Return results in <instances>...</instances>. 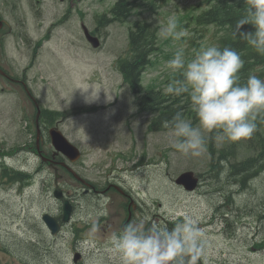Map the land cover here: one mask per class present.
<instances>
[{
  "label": "rangeland",
  "instance_id": "374dc122",
  "mask_svg": "<svg viewBox=\"0 0 264 264\" xmlns=\"http://www.w3.org/2000/svg\"><path fill=\"white\" fill-rule=\"evenodd\" d=\"M116 1L6 0L1 15L8 21L9 31L2 37L5 46L0 59L6 55L12 75L17 78L24 75L32 94L45 108L57 113L53 117L60 120L61 132L81 152L70 166L76 174L98 184L113 179L125 188L131 184L140 204L136 220L147 219L169 227L167 220L176 223L186 214L198 218V226L205 234L204 255L199 264H264V213L250 214L259 211L261 204L256 203V198L264 195V178L255 180L246 192L228 184L226 178L218 181L210 167L211 133L204 134L207 142L199 157L176 151L169 130L150 134L153 115L139 111L138 97L123 84L117 66V58L127 50L128 30L133 21L143 18L154 21L159 52L141 80L143 88L153 86L164 93L167 84L179 78L178 73L165 66L178 48L190 59L202 48L215 45L214 28L206 32L189 22L202 9L204 0H164L156 14L139 9L131 18L114 21L95 34L96 17L108 14ZM170 15L177 17L178 30L186 33L178 41L159 36ZM52 23L54 28L50 27ZM81 25L99 38V48L93 49L86 42ZM32 42L38 43L37 49L31 50L28 44ZM0 81L5 82L1 78ZM87 87L101 89L98 101L84 102L86 94L79 88ZM105 94L113 96L110 103L105 102ZM18 96L22 108L17 105L15 95L0 91V262L112 264L106 249L111 233L126 224L127 200L115 198L109 213L102 217L92 212L98 210L97 203L102 204L105 198L91 205L79 193L81 196L74 201L75 214H71L73 222L62 224L61 232L52 236L41 215L61 216V204L56 203L50 192L55 173L51 163L45 164L29 151L33 150L35 139L21 132V122L23 116L30 121L33 111L28 104L30 100L23 93ZM82 109L89 112L80 113ZM261 133L264 136V130ZM214 134L217 149L235 146L237 157L231 162L253 154L254 135L231 142ZM4 168H15L27 177L20 182H7L2 178ZM56 171L60 174L59 187L67 194L72 193L76 181L67 172L58 168ZM189 171L203 176L192 194L173 182ZM216 189L220 195L214 194ZM224 202L228 206L219 205ZM93 223L99 226L94 235L90 231ZM107 225L110 230L105 232ZM75 254L80 255L76 262Z\"/></svg>",
  "mask_w": 264,
  "mask_h": 264
},
{
  "label": "clouds",
  "instance_id": "9594fccd",
  "mask_svg": "<svg viewBox=\"0 0 264 264\" xmlns=\"http://www.w3.org/2000/svg\"><path fill=\"white\" fill-rule=\"evenodd\" d=\"M244 8L233 29V36L242 39L257 54L264 55V0H243ZM250 26L247 30L244 26ZM186 33L178 30L175 15L167 17L160 28L163 40H180ZM244 61L231 47L208 45L190 59L178 48L166 68L178 73L163 89L166 95H186L198 120H190L177 112L162 122L172 137V147L180 154L199 157L205 151V133H218L219 138L236 142L252 137L257 130V117L264 116V79L250 74L240 82ZM85 103L100 99V88H79ZM90 89V91H89ZM112 95L105 94L110 103ZM106 214V213H102ZM198 218L185 215L173 227L140 219L126 223L109 237L107 252L112 264H199L204 255L205 234ZM99 226L93 223L91 234Z\"/></svg>",
  "mask_w": 264,
  "mask_h": 264
},
{
  "label": "trees",
  "instance_id": "16d2710c",
  "mask_svg": "<svg viewBox=\"0 0 264 264\" xmlns=\"http://www.w3.org/2000/svg\"><path fill=\"white\" fill-rule=\"evenodd\" d=\"M163 1L117 0L109 9L108 14L96 17L97 28L93 32L95 34L98 33L100 28L106 27L114 21L122 22L129 19L139 9H145L156 14ZM203 5L202 9L190 18L191 21L189 22L206 32L208 28H214L213 35H216L215 45L221 48L225 46L231 47L239 52L244 61L243 67L239 72L241 83L246 81L250 74H255L264 79V55L257 54L246 42L234 37L232 34L236 21L243 14V0H204ZM154 23V21L151 23L150 20L145 18L134 20L128 30L127 50L117 60L118 70L122 76L123 83L138 97L139 111L144 114L154 115L149 125V132L152 133L167 131L162 126V122L170 120L177 112L181 113L185 119H189L192 125L198 123L190 100L186 95H166L154 89L153 86H148L146 89L143 88L141 80L143 72L153 64L152 58L158 55L159 52L157 29ZM249 28L250 26L246 25L242 30ZM83 111L89 112L88 110H82L80 113ZM256 123L257 130L253 134L255 138L253 154L241 161H230L237 157L234 145L217 149L214 145L215 134L211 133L208 139L211 173L218 180L227 176L230 185H234L244 192L252 188L255 180L264 178V136L261 133L264 130V116H258ZM14 169L4 168L2 178L7 182H20L27 177L25 173ZM215 193H219V191L216 189L214 190ZM231 196L228 197V203H231ZM256 199V203L261 204L259 211H250V214L264 213V195ZM228 203L224 202L219 205L228 206ZM173 226L174 224H170L169 228ZM0 264L5 263L0 262Z\"/></svg>",
  "mask_w": 264,
  "mask_h": 264
},
{
  "label": "flooded vegetation",
  "instance_id": "af4514ba",
  "mask_svg": "<svg viewBox=\"0 0 264 264\" xmlns=\"http://www.w3.org/2000/svg\"><path fill=\"white\" fill-rule=\"evenodd\" d=\"M6 0H0V51L4 48L5 43L2 39L4 33L9 31V23L8 21H6L4 19V17H2L1 12L4 13V6L3 4L5 3ZM6 5V3H5ZM55 24L52 23L50 24L51 28H54ZM50 32V30H49ZM31 47V50H33L34 48H36V45H38L37 42H32L31 44H28ZM37 49V48H36ZM31 55L32 52H31ZM8 65H10V61H8L7 56L5 55V59H0V78L1 80H4L5 82L0 81V91L1 92H9V91H13L15 92L17 95L20 93H23V95L30 100L29 106L31 108V110L33 111V115L30 121H28L27 118L24 119V127L22 128L23 131H21L25 136H28L30 138H34V147L33 150H29V148H25V150H29L32 153L34 152L36 155V157H38V159L41 160L49 165L50 163L52 164V166H50L53 170H57V168H61L58 165L55 166V164L52 162V160H56V159H60L61 157L59 155H56L53 152V149L51 147L50 144V133L51 131H54L55 129L60 130V123L58 119H55V114L51 113V112H47V111H41V106H40V99H37L33 94L32 91L29 89V87L27 86L26 83V79L24 77V75H22V77L17 78L15 76L12 75V72L9 71V67ZM15 90H17L18 92H16ZM38 109L40 110V113L38 115V118L36 119L37 116V111ZM54 116V117H53ZM36 139L38 140L36 142ZM46 143V144H45ZM42 144V147H41ZM44 144V145H43ZM32 148V147H31ZM33 153V154H34ZM74 179V178H73ZM91 179V178H88ZM75 180V179H74ZM218 180V179H217ZM222 180V179H221ZM76 184L73 186L74 187V191L71 193V198L70 201L73 202L72 204V208H73V214L74 213V201L75 199L79 198V193L82 194V196H86L90 202V204L92 205L94 203L95 200H99V199H103L105 198V201L102 204H98L97 203V211H93L92 214H99L100 216H102V213H109L108 208H110V206L113 204L114 199L117 197L123 198L125 200H127L126 203V208H127V220L126 223H132V222H136L140 219L136 220V214H139V202L137 199H139V197L137 196L136 192L133 190L132 185L130 184L127 188H125L124 186H122L121 184H119V182H117L116 180H109L106 181L105 184H98V183H94L91 180H88L86 182L85 185H83L82 183H80L79 181L75 180ZM200 181H203V178H199V185H200ZM220 181V180H218ZM54 184V183H53ZM104 185L103 187H100ZM198 185V186H199ZM54 188L51 187L50 192L53 190ZM219 191V190H218ZM109 201L108 206L105 207V204L107 202V200ZM133 199L136 201V204ZM56 203H60V201H56ZM123 205H125L122 202ZM90 212V211H89ZM88 212V214H89ZM103 217V216H102ZM61 218V217H60ZM60 218H57L58 220ZM61 222V220L59 221ZM73 222V219L70 221V223H68L69 225ZM113 223H117V221L114 220ZM64 227V225L62 226V228ZM108 229L107 230H103V231H108L110 230L109 226L107 225Z\"/></svg>",
  "mask_w": 264,
  "mask_h": 264
},
{
  "label": "water",
  "instance_id": "95a60500",
  "mask_svg": "<svg viewBox=\"0 0 264 264\" xmlns=\"http://www.w3.org/2000/svg\"><path fill=\"white\" fill-rule=\"evenodd\" d=\"M83 35L85 37V40L90 44V46L94 49L98 48L100 45V42L97 37L91 35L88 31V29L82 25ZM50 140H51V146L53 147L54 151L57 154H61L64 158H66L70 163L76 162L78 158L80 157V151L79 149L74 146L66 137L58 130L51 131L50 133ZM62 167H64L69 173H72L73 176L81 181L82 183H85L78 175H76L70 167H68L64 163H60ZM60 176L58 174H55V182L58 180ZM174 184L176 186L181 187L183 190L187 192H192L196 189L198 185V178L194 176L192 172H184L180 174L175 180ZM53 197L56 200H62L64 198V193L60 188H56L53 191ZM72 212L71 204L68 200H64L62 202V215H61V222L62 223H68L70 216ZM41 221L45 225V227L48 229L51 235H56L60 231V224L58 221L48 213H45L41 216ZM79 259V255L74 256V262H76Z\"/></svg>",
  "mask_w": 264,
  "mask_h": 264
}]
</instances>
